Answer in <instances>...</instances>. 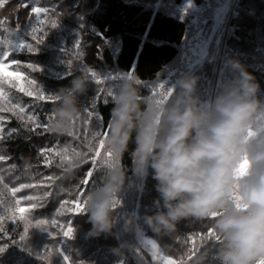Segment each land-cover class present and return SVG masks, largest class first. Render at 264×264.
Returning <instances> with one entry per match:
<instances>
[{
  "label": "trees",
  "instance_id": "1",
  "mask_svg": "<svg viewBox=\"0 0 264 264\" xmlns=\"http://www.w3.org/2000/svg\"><path fill=\"white\" fill-rule=\"evenodd\" d=\"M185 1L188 0H39L38 6H55V11L42 14L43 24H38L35 14L31 13V4L35 0H4L3 4L0 0V37L17 39V42L26 40L38 47L36 53H29L26 49L17 50L6 58L8 70L19 71L21 79L5 78L0 83V89L4 92L0 104L9 107L19 104L26 112L23 122L11 111L0 113L4 117L0 121L3 127L0 154L9 157L0 161V175L4 177V183L0 184V217H4L0 221V228L7 236L19 240L25 222H31L27 244L20 246L10 243L0 253V264H65L59 255L60 250L69 256L68 264H162L152 261L150 253L143 244L138 243L135 234L123 232L119 225L114 230L115 235L96 236L90 233L92 225L84 213L58 211L63 201L71 204L78 191L86 195L99 181L101 167L93 169L92 177L86 175L91 168V154L84 163H78L65 172L64 168L69 165L67 161H61L56 151L70 145V159L72 148L79 152L87 151L84 146L86 135L91 138L92 133L99 130L97 121L94 118L89 120L85 112V107L91 109L94 96L100 97L96 111L103 118V130L110 132L107 124L113 103L109 98L110 102L104 104L103 96L111 82L96 85L89 79V92L82 97L81 114L71 129L74 133L72 137L66 132H45L40 128L32 131L27 114H35L41 122L46 123L54 112L56 101L37 100L35 95L28 96L21 92L20 87L29 90L39 87L45 95H54L75 76L84 74V68L93 69L101 77L116 76L134 69L133 74L142 82L152 85L164 83L173 89L181 77L196 75L199 77L198 94L202 99H208L232 75L227 61L235 58L255 75L261 85L260 96L264 98V0H234L223 37L219 28L211 32L214 22L211 4L216 0H191L202 8L199 12L181 10ZM23 3H29V7L24 8ZM50 19L58 22L56 28H51ZM29 21L48 33L41 45L36 46L31 35L26 34L31 32ZM17 24L20 30L16 37ZM5 28L10 31L5 32ZM193 36L206 39V54L197 63H193L189 47ZM77 40L80 41L78 49L74 47ZM13 59L18 60L19 65L11 64ZM29 64L37 65L41 70L29 68ZM29 80H35L36 85L29 86ZM139 87L142 96L151 94L149 89ZM13 129L16 131L12 132ZM49 148L53 151L48 152ZM41 149L45 151L42 153ZM62 163L63 167H60ZM120 164L125 168L130 167L128 153H125ZM85 179L89 181L87 185L82 183ZM20 183H30L34 187L21 189L15 197L4 188V184L19 187ZM154 183L151 177L141 180L129 171L120 196L121 205L116 210L118 218L122 221L129 214H134L138 226L145 230L144 235L157 241L163 255L178 262L182 259L185 264H195L197 257L218 244L214 237L207 236L215 218L182 221L171 235L151 232L142 217L155 211L153 200L157 193ZM61 188L65 191L61 192ZM45 192L51 195L44 197ZM26 195L37 199L31 202L21 200L20 207L28 209L24 213L26 219L21 220L19 213L13 219L8 211L9 206ZM32 203H36L37 207L32 208ZM41 219L49 221L44 226L45 231L34 226ZM53 219L65 225L71 220L75 229L73 237L65 238L59 228L51 225ZM5 239L0 237V240ZM124 242L130 244L125 245L119 254L115 253L113 249ZM136 247H139V252L135 251ZM36 253L45 258L40 259Z\"/></svg>",
  "mask_w": 264,
  "mask_h": 264
},
{
  "label": "clouds",
  "instance_id": "2",
  "mask_svg": "<svg viewBox=\"0 0 264 264\" xmlns=\"http://www.w3.org/2000/svg\"><path fill=\"white\" fill-rule=\"evenodd\" d=\"M227 65L232 75L208 99L198 94L196 75L181 77L159 104L157 97L142 96L134 74L122 73L114 82L105 140L114 163L102 167L86 194L84 215L92 235H115L118 225L137 240L144 234L134 214L122 221L116 214L131 171L155 181V211L142 219L157 235H171L182 221L217 213L211 227L220 242L195 264H256L264 258V98L259 81L240 60L229 58ZM89 87L81 74L54 92L57 132L73 128ZM125 153L131 159L127 168L115 162ZM127 244L113 251L119 254Z\"/></svg>",
  "mask_w": 264,
  "mask_h": 264
},
{
  "label": "snow or ice",
  "instance_id": "3",
  "mask_svg": "<svg viewBox=\"0 0 264 264\" xmlns=\"http://www.w3.org/2000/svg\"><path fill=\"white\" fill-rule=\"evenodd\" d=\"M4 3V0H2V4ZM39 5V0H35V3L31 4V13L35 14V20L38 24H43V21H41V15H47L50 11H55V6L53 8H49L47 6H38ZM22 6L24 8L29 7V3H23ZM191 4H189V7ZM50 25L51 28H56L58 26V22L55 19H50ZM29 27L31 28V32H27L26 34L31 35V40L35 42V45H41L46 36L48 35L47 32H43L41 28H38L36 25L31 24V21H29ZM20 30V25H16V37L17 33ZM5 32H9L10 30L5 28ZM38 32H42L41 35H37ZM80 41L77 40L75 42L74 47L79 48ZM27 50L29 53H36L38 51V47H35L33 43H28L26 40H20L17 42V39L12 40L7 37H0V83L4 81L5 78H12L14 80H20L21 79V73L19 71L13 72L9 71V64L5 63L6 58H9L13 52L17 50ZM18 60H11V64L14 65H19ZM71 66V62H69V67ZM29 68H33L34 70H41L37 65L29 64ZM85 76L94 81L96 85H101L102 83L105 82H111L109 83L106 94L103 96V103L108 104L110 102L109 98L111 101L114 99V82L120 78L122 74H117L116 76H106V77H101L96 71H94L91 68H84L83 69ZM134 69L132 71L128 72V76L131 77L133 75ZM35 80H29L28 85H36ZM137 84L139 86H143L144 88H147L150 90V95L147 96L148 98L152 97H157V103H162L165 102L169 99V97L173 94L174 89L173 88H168L165 86L164 83H158V84H148L146 82H142L141 80H137ZM159 90V91H158ZM21 92H25L26 95L28 96H36L37 100H49V101H57V97L55 95H45V92L42 88L37 87L36 89L29 90L23 86L20 87ZM102 91V90H101ZM0 98H4V92L2 89H0ZM100 100L99 96H94L93 97V103L91 105V109L88 107H85V112L86 116L89 120L95 119L97 121V128L99 130L94 131L91 135V138H88L87 135L85 137V142L84 146L87 148L86 152H79L75 148L71 149V159L69 158V146H65L58 151H56V155L60 156L61 161H67L69 167L64 168V171H70L72 167H76L78 163H84L86 158L91 154V168L87 172V177H92L93 176V169H96L97 167H104V166H111L114 161H113V154L111 151H107L105 148V140L109 134L108 131H104V122L102 116L96 111L97 108V102ZM18 109V111H17ZM11 111L13 112L17 118L20 121H24V116L26 115L25 108L19 104H12L10 107L5 104H0V113ZM55 118V113L53 112L52 116L48 118V122L44 123L39 120V118L35 114H27V121L32 124V131H35L37 128L43 129L45 132H57L52 125V121ZM4 119L3 116H0V121ZM88 121L86 120L85 123ZM107 128L110 130L111 125L110 122L107 124ZM16 130L13 129L12 132H15ZM85 132H87V129H85ZM69 137L74 136V133L72 130H69L66 132ZM11 133H9L10 135ZM3 135V127L0 126V136ZM253 135L252 130H249V136ZM103 150V151H101ZM45 149H41V152L43 153ZM48 152H52L53 149L49 148L47 149ZM9 157H6L5 155L0 154V161H4L8 159ZM47 160V157L45 158ZM116 163H120V161H115ZM246 163V158L245 161H242V164ZM15 167V166H13ZM60 167H63V163L60 165ZM49 180L52 179V177H48ZM88 180L85 179L82 181L83 184L87 185ZM4 183V177L3 175H0V184ZM34 185L30 183H20L19 187H9L7 184H4V188L11 193L13 197L16 196L17 193L21 191V189H30L33 188ZM61 192L65 191V189L61 188ZM51 195L49 192L44 193V197H47ZM37 198L35 196H21L20 199H16L14 201V204L10 205L8 208V211L11 212L13 219H15V216L17 213L20 214V219L25 220L24 213L28 211V209L24 207H20V202L21 200H26V201H35ZM86 195L83 191H78L76 193V198L71 201V204H69V201L65 200L60 204V211L63 213L64 211L72 213V214H80L84 213L86 210ZM116 204L119 205L121 204V201L117 200ZM42 206V205H41ZM239 206V205H238ZM32 208H36L37 204L32 203L31 204ZM217 213H212L209 217L215 218ZM4 217H0V221H2ZM51 225L59 228L60 232H62L63 236L65 238L71 239L73 237L75 229L72 226V221L69 220L67 224H60L57 222V220L53 219L50 221ZM49 224V221L47 220H37L35 222V227L41 229L42 231H45L44 226ZM31 226L30 221L25 222L24 230L19 234V240L15 239L14 237L7 236L6 232L0 228V237H6L5 240H0V253H3L6 248L9 246V244H17L20 246L26 245V241L28 240V230L29 227ZM51 235V233H50ZM208 237H214V241L219 243L220 238L215 234L213 228H209L207 232ZM204 236L201 234V239H203ZM138 243L145 244L146 246H150V254L152 261H160L162 264H185V262L181 259L179 262L174 260L173 258L169 256L162 255L158 246V243L155 239H145L144 234L138 239ZM45 250L47 251V247H45ZM29 252L32 250L29 248ZM136 252H139V247L135 248ZM36 255L40 259H44L45 257L41 256L40 253H36ZM59 255L62 256L63 261L65 264H68L69 262V256L64 253V251L60 250ZM147 264V262H145ZM256 264H264V258L259 259Z\"/></svg>",
  "mask_w": 264,
  "mask_h": 264
},
{
  "label": "rangeland",
  "instance_id": "4",
  "mask_svg": "<svg viewBox=\"0 0 264 264\" xmlns=\"http://www.w3.org/2000/svg\"><path fill=\"white\" fill-rule=\"evenodd\" d=\"M189 4H191L190 7ZM233 5H234V0H216L214 3L211 4L213 8L212 15L214 17L213 28L211 29V32L213 29L216 30L219 28V30H221V37L225 36L227 20L232 12ZM180 9L188 12L189 11L199 12L202 10L201 7L196 6L194 2H192L191 0L185 1ZM209 35L210 33L208 34V36ZM189 47H190V52L192 53L191 58H193V63L200 62V60L206 54V39L203 38L199 39L193 36L189 41ZM170 88H172V86H170ZM144 236L146 240L152 239L147 237L146 235ZM143 246L150 253V246H146L145 244H143Z\"/></svg>",
  "mask_w": 264,
  "mask_h": 264
}]
</instances>
